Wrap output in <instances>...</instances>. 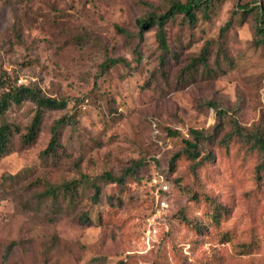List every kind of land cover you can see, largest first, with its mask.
<instances>
[{
  "label": "rangeland",
  "instance_id": "obj_1",
  "mask_svg": "<svg viewBox=\"0 0 264 264\" xmlns=\"http://www.w3.org/2000/svg\"><path fill=\"white\" fill-rule=\"evenodd\" d=\"M169 1L0 0V81L66 105L42 110L30 147L20 138L35 105L23 100L5 111L18 132L0 156V264H264L260 154L238 139L210 146L214 158L201 167L182 154L188 131L210 132L216 110L218 137L230 131V119L264 136V35L256 15L264 0L215 1L193 28L177 15L165 25L169 54L161 66L156 28L142 30L137 20L162 14ZM206 41V66L187 72ZM107 59L120 62L102 72ZM65 115L73 125L60 129L58 158L45 163L51 127ZM133 165L124 188L98 181L97 204L88 185L56 216L36 198L44 180L94 181ZM158 176L168 186L164 209ZM211 200L225 208L217 223ZM83 212L90 223L79 222Z\"/></svg>",
  "mask_w": 264,
  "mask_h": 264
},
{
  "label": "trees",
  "instance_id": "obj_2",
  "mask_svg": "<svg viewBox=\"0 0 264 264\" xmlns=\"http://www.w3.org/2000/svg\"><path fill=\"white\" fill-rule=\"evenodd\" d=\"M215 1L220 0H185L183 2L179 0H170L168 6L162 14L150 13L146 17L137 20V25L142 30L155 27V39L160 51L159 64L164 65L167 55L169 54V47L166 39L165 25L169 21L174 20L177 15H181L182 19L187 23L190 28L195 27L197 24V13L201 11V15L204 19H208V13ZM257 33L264 35V6L257 7ZM229 28V24H225L220 33L222 34ZM125 33L124 31H122ZM142 33V32H140ZM129 35V34H127ZM130 36V35H129ZM133 36V35H131ZM210 42L206 41L200 50L199 55L193 58L186 67L187 72L195 70L198 66H206L207 57L209 56ZM120 62L118 59H107L102 63V72H106L109 67ZM3 87L7 91L2 93L0 97V156L4 155L7 151L8 145L11 143L13 133L18 132L15 124L8 123L4 120L3 116L5 111L12 103L20 104L23 100L31 101L35 107V113L31 119V122L25 128V133L21 135V145L23 147L32 146L39 133V127L41 123L42 110L47 109H60L65 108L64 100H56L44 96L37 88H28L24 86H8L0 81V88ZM216 124L212 127L208 133L190 129L188 131V138L183 139L184 147L182 154H184L189 160H191L196 167H201L204 163L211 162L214 155L211 153L209 147L215 143L222 145L223 147L234 140L238 139L244 143H248L250 147L256 150L260 154V162L255 167V181L259 184L264 180V136L259 129L253 131H246L242 128L238 122L234 119H230L231 126L230 131L218 137V134L222 132L221 129V113L216 110ZM72 126V118L70 116H63L53 123L50 130V139L47 147L42 152V160L46 162L55 163L58 158L57 152L61 149L59 141V132L64 126ZM173 135H177L176 131L171 132ZM178 157V156H177ZM135 165V164H134ZM131 166L121 175H113L109 172L103 173L99 178L94 181L87 179L71 180L61 184H55L49 180H44L45 188L42 192L38 193L37 199L49 202V208L54 212V216L61 212L62 204L67 208H72L79 197L78 191L83 185H88L92 190L90 200L93 204H97L100 201L102 186L98 181L104 180L117 184L120 187H125V182L130 177V174L134 173L137 169L136 166ZM136 168V169H135ZM161 192L159 194L160 199H164ZM212 210L210 213V219L214 222H219L221 214L225 212L223 205L211 200ZM184 218V217H182ZM80 223L88 224L90 219L87 213H82L78 218ZM195 228H199L198 223H194Z\"/></svg>",
  "mask_w": 264,
  "mask_h": 264
},
{
  "label": "built area",
  "instance_id": "obj_3",
  "mask_svg": "<svg viewBox=\"0 0 264 264\" xmlns=\"http://www.w3.org/2000/svg\"><path fill=\"white\" fill-rule=\"evenodd\" d=\"M156 181L159 183V190L161 192L165 193L168 191V186L163 181L162 177L158 176V177L153 178V182L156 183ZM156 200H157V204L159 205L161 209H164L167 207L166 199H160L158 194L156 196ZM147 233L148 235H151V236H154L156 234V228L152 226L151 223L149 224Z\"/></svg>",
  "mask_w": 264,
  "mask_h": 264
}]
</instances>
